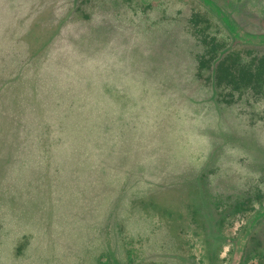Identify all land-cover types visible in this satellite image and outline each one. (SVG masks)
Returning <instances> with one entry per match:
<instances>
[{
	"label": "rangeland",
	"instance_id": "obj_1",
	"mask_svg": "<svg viewBox=\"0 0 264 264\" xmlns=\"http://www.w3.org/2000/svg\"><path fill=\"white\" fill-rule=\"evenodd\" d=\"M258 67L200 0H0V264H264Z\"/></svg>",
	"mask_w": 264,
	"mask_h": 264
},
{
	"label": "trees",
	"instance_id": "obj_2",
	"mask_svg": "<svg viewBox=\"0 0 264 264\" xmlns=\"http://www.w3.org/2000/svg\"><path fill=\"white\" fill-rule=\"evenodd\" d=\"M200 2H202L203 4L207 5L208 7H210L211 9L215 10V13L218 15V17L221 19V21L223 22L224 26L227 27V29L230 31L231 36L233 37V39L240 41L241 43H248V44H252V45H261L264 44V36H252L247 34L242 28H240L236 21L231 17V14H229L222 6L216 4L215 2L211 1V0H200ZM201 59H203V63L205 60L204 55L201 56ZM227 66V70H229V72H227V77L228 79H226L225 82H222L219 78H218V74H220V71H222V66L219 64L217 65V71H216V85L218 88L222 87L221 84L225 83L227 86H237L238 83H236L233 80V77L236 76L239 71L236 70L235 68V62L231 59L229 60V64L226 65ZM203 67V66H202ZM257 74H263V70L259 69V67L257 68ZM240 73L238 75V77H240ZM237 89V88H234ZM255 91V89H253ZM254 91H252L253 93H255ZM261 96L264 95L263 93L260 94Z\"/></svg>",
	"mask_w": 264,
	"mask_h": 264
},
{
	"label": "crops",
	"instance_id": "obj_3",
	"mask_svg": "<svg viewBox=\"0 0 264 264\" xmlns=\"http://www.w3.org/2000/svg\"><path fill=\"white\" fill-rule=\"evenodd\" d=\"M211 1H213V2H215L216 4H218V5H220V6H222L223 4H224V2H223V0H211ZM239 1H242V0H232V2L234 3L235 2V4L231 7V9L230 10H228L225 6L223 7L228 13H230L231 14V17L236 21V23H237V25L240 27V28H242L247 34H249V35H252V36H264V32H258V33H253V32H249V31H246L244 28H243V25L238 21V19L236 18V16L234 15V14H232V13H234L236 10L235 9H233L234 7H237L236 5H239L240 4V2ZM224 5H226V4H224ZM228 5V4H227ZM241 9H242V7L240 8V10L239 11H241ZM231 10H232V12H231Z\"/></svg>",
	"mask_w": 264,
	"mask_h": 264
}]
</instances>
